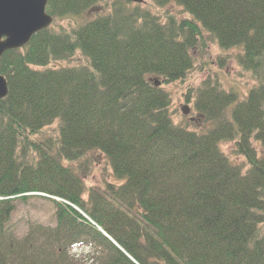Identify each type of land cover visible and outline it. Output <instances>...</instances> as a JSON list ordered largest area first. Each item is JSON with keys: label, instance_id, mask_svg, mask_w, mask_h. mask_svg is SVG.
Returning <instances> with one entry per match:
<instances>
[{"label": "trees", "instance_id": "16d2710c", "mask_svg": "<svg viewBox=\"0 0 264 264\" xmlns=\"http://www.w3.org/2000/svg\"><path fill=\"white\" fill-rule=\"evenodd\" d=\"M45 12L50 27L0 58V264H264V0H47ZM204 34L238 48L256 85L240 98L203 80L187 101L211 127L196 133L173 123L160 86L193 70ZM90 154L116 183L86 184L75 164ZM33 198L53 223L19 236L18 203Z\"/></svg>", "mask_w": 264, "mask_h": 264}, {"label": "rangeland", "instance_id": "374dc122", "mask_svg": "<svg viewBox=\"0 0 264 264\" xmlns=\"http://www.w3.org/2000/svg\"><path fill=\"white\" fill-rule=\"evenodd\" d=\"M107 5V3H104L100 9L89 11L80 17L59 21L54 26L71 29L76 27V25L98 17L104 13V8ZM168 10L181 17H187V14L183 13L175 5H170ZM204 37V46H198L191 53L194 68L186 75L185 79L182 82L160 86L170 97L169 113L173 123L196 133H203L211 127L210 123H205L198 113L193 110L191 102L188 103L187 101V97L193 92L192 90L200 85L203 80L211 79L216 81L223 90L235 92L240 98L246 96L248 91L256 85L252 75L243 70L238 63V55H240L238 48L221 50L216 40L210 35L204 34ZM81 63H84V59L80 54H77L69 61L55 62L49 66L70 67ZM150 80L156 82L152 77ZM230 146V144H224L223 150L229 152ZM75 167L81 168L80 172L86 178L85 182L89 186L100 187L105 182L116 183L112 177L111 168L102 155L90 154L80 163H76ZM53 212V205L42 199L33 198L26 203H18L13 222L19 227V236L25 234L27 226L31 222L45 225L52 224ZM262 228L264 229V225ZM75 252L80 253L81 250L79 249ZM84 252L86 253L87 251L84 250ZM82 256L87 257L88 255L84 254Z\"/></svg>", "mask_w": 264, "mask_h": 264}, {"label": "water", "instance_id": "95a60500", "mask_svg": "<svg viewBox=\"0 0 264 264\" xmlns=\"http://www.w3.org/2000/svg\"><path fill=\"white\" fill-rule=\"evenodd\" d=\"M118 1L143 3V0ZM46 5L47 0H0V58L8 51L25 47L35 34L50 27L53 19L45 12ZM7 93L6 80L0 74V99Z\"/></svg>", "mask_w": 264, "mask_h": 264}, {"label": "built area", "instance_id": "2783aa9c", "mask_svg": "<svg viewBox=\"0 0 264 264\" xmlns=\"http://www.w3.org/2000/svg\"><path fill=\"white\" fill-rule=\"evenodd\" d=\"M87 219H88V218H87ZM88 221H89L90 224L94 225V223H93L90 219H88Z\"/></svg>", "mask_w": 264, "mask_h": 264}]
</instances>
